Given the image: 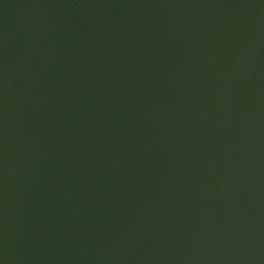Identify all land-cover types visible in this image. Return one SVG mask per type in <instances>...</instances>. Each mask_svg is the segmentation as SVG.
<instances>
[{"label": "water", "instance_id": "water-1", "mask_svg": "<svg viewBox=\"0 0 264 264\" xmlns=\"http://www.w3.org/2000/svg\"><path fill=\"white\" fill-rule=\"evenodd\" d=\"M0 264H264V0H0Z\"/></svg>", "mask_w": 264, "mask_h": 264}]
</instances>
